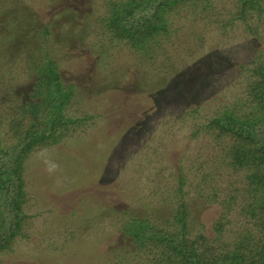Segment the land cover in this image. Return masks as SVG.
<instances>
[{
	"label": "rangeland",
	"instance_id": "obj_1",
	"mask_svg": "<svg viewBox=\"0 0 264 264\" xmlns=\"http://www.w3.org/2000/svg\"><path fill=\"white\" fill-rule=\"evenodd\" d=\"M121 1L0 0V147L31 141L20 164L22 221L1 242L0 264L175 261L167 243L122 254L133 244L122 230L143 220L176 232L180 200L192 213L189 238L219 242L198 247L211 258L239 238L262 241L249 211L260 190L211 122L227 107L246 115L237 65L264 64V0L242 15L241 0L164 2L165 25L142 40L111 35V3ZM48 60L72 85L60 109L69 118L46 130L39 116L33 139L21 106L41 100L33 92Z\"/></svg>",
	"mask_w": 264,
	"mask_h": 264
},
{
	"label": "trees",
	"instance_id": "obj_2",
	"mask_svg": "<svg viewBox=\"0 0 264 264\" xmlns=\"http://www.w3.org/2000/svg\"><path fill=\"white\" fill-rule=\"evenodd\" d=\"M171 1L174 0H127L125 2L122 0L120 4L111 3L109 21L111 35L116 39L124 38L127 34L130 38H134L131 35H137L136 39L138 40H142L141 37L149 34L153 35L158 27L165 25L161 13L164 10V2ZM240 2V15L246 13L245 6L247 4H249L248 8H253V10L259 11L263 8L259 0H241ZM254 62L256 61L253 59L248 62L249 66L245 69V72L244 70L241 71V68L245 66L244 63L242 66L237 65L240 75L246 74L247 78L246 93L242 95L241 99H236L240 106H244L246 115L241 116L227 107L216 115L211 125L213 127L217 126L219 139L227 138L230 141L231 161L237 162L242 168L247 169V172H249L248 183L252 186L251 190H260L256 194L259 200H254L255 206L251 207L249 211L250 214H256V225L260 231L258 239L260 238L262 241L253 243V241L242 237L235 242L232 249L225 246L227 250L211 258L209 251L201 252L198 247L205 245L204 247L210 248L214 242L218 244L219 242L210 241L203 234L198 235L196 239L189 238L193 228L192 213L187 203L180 200L173 216L174 221L178 224L176 232L168 233L167 230H164V233L160 231L152 232V226L142 222L143 220L133 222L127 220L124 223L126 228L122 232L126 238L133 239V244L131 245L132 248H123L122 254H136L142 250V247L146 250L147 246L149 248L152 246L155 250L156 247L159 248L168 244L166 247H169V249H166L164 253L170 254L172 252L173 258L175 257L176 260L165 261L169 262L166 264H176V262L178 264H264V64L260 63L258 69H252ZM53 65L57 66L56 63L47 61L46 67L41 68L44 72L41 70L40 79L35 84L33 96L40 95L41 100L38 102H25L21 106L23 114L29 113L32 116L29 128L23 133L33 139L38 138L37 134L40 131L32 127L35 124L34 120L38 119L39 116L44 115L42 127H46V130H53L54 127L69 118H64L65 116L61 114L60 109L69 97L72 85L62 86ZM254 70L255 73L260 75V80L254 78ZM89 118L90 115L86 114V121L90 120ZM11 127H16V125ZM207 129L209 130V126H207ZM45 132H42L40 136L44 135ZM30 144L31 141H28L19 150L16 149L15 145H11L6 149L0 147V214L2 216L0 247H3L2 241L6 244L13 238L20 220L22 221L20 203L23 201L22 193H24V189L20 178V164L22 156L27 153ZM6 207H8V211H2ZM222 226V222L217 221L216 230L221 229ZM115 246L120 247L119 244ZM110 247L111 249L114 248L113 246ZM118 251H114V254L111 255L120 254L121 251Z\"/></svg>",
	"mask_w": 264,
	"mask_h": 264
},
{
	"label": "clouds",
	"instance_id": "obj_3",
	"mask_svg": "<svg viewBox=\"0 0 264 264\" xmlns=\"http://www.w3.org/2000/svg\"><path fill=\"white\" fill-rule=\"evenodd\" d=\"M54 167H55V165H52V168H54ZM49 170L51 171V168Z\"/></svg>",
	"mask_w": 264,
	"mask_h": 264
}]
</instances>
